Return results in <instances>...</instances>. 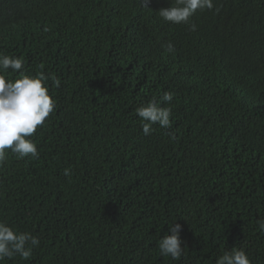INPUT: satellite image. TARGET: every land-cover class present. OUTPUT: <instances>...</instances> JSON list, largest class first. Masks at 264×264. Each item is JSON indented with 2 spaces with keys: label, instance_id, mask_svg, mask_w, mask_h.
<instances>
[{
  "label": "trees",
  "instance_id": "16d2710c",
  "mask_svg": "<svg viewBox=\"0 0 264 264\" xmlns=\"http://www.w3.org/2000/svg\"><path fill=\"white\" fill-rule=\"evenodd\" d=\"M143 3L0 0V54L56 102L39 159L0 165V218L40 238L2 264H216L233 247L264 264V0H213L194 32L159 17L172 0ZM164 92L176 125L145 136L135 109ZM173 222L179 260L157 247Z\"/></svg>",
  "mask_w": 264,
  "mask_h": 264
},
{
  "label": "clouds",
  "instance_id": "9594fccd",
  "mask_svg": "<svg viewBox=\"0 0 264 264\" xmlns=\"http://www.w3.org/2000/svg\"><path fill=\"white\" fill-rule=\"evenodd\" d=\"M149 2L144 0L143 6L148 8ZM203 9L213 10V0H172L171 6L161 8L158 15L164 22L190 25V31L194 32L197 25L191 18ZM165 50L175 54V46L171 41ZM23 65L22 57L0 54V165L6 161L8 149L20 159H39L37 144L31 137L56 110V102L47 86L48 77L43 72L26 74ZM9 69L18 74L17 78L8 79L6 73ZM52 80L58 88L61 81L55 77ZM173 99V93L164 92L159 101L153 98L135 109L145 136L152 133L155 124L169 131L176 125ZM163 104L168 106L164 107ZM63 175L70 178L71 169L65 168ZM257 224L258 230L264 232V219L258 220ZM169 225V232L159 239L157 247L161 256L179 260L185 249L181 246L182 226L174 222ZM39 245L38 236L20 231L6 219L0 218V264L16 256L28 261ZM216 264H251V260L243 248L233 247L224 251Z\"/></svg>",
  "mask_w": 264,
  "mask_h": 264
}]
</instances>
